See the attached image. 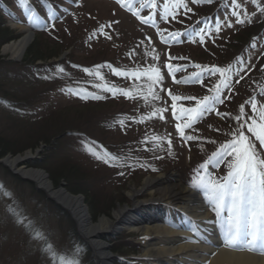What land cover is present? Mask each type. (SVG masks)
Returning <instances> with one entry per match:
<instances>
[{
  "label": "rangeland",
  "instance_id": "1",
  "mask_svg": "<svg viewBox=\"0 0 264 264\" xmlns=\"http://www.w3.org/2000/svg\"><path fill=\"white\" fill-rule=\"evenodd\" d=\"M74 1L75 4L71 5L76 12L74 20L81 25L77 26L80 30L71 31L81 36L80 33L91 30L88 34H91L89 36L93 39L92 43H96L102 40L100 25L111 23L112 28L106 27L108 30L111 29L112 36L115 39L110 43L111 50L114 46L127 45L130 42L134 43L137 50L141 51V49H144L142 50L140 61H142L144 69H149L150 88L145 91L146 94L141 98L134 95L130 104L125 105L130 109H119L120 103L114 101V104H112L114 106H111L112 114L108 115V122L101 125L94 123L93 117L95 115L93 114L97 110H93L91 106H69L66 100H80L81 96H83L80 92L83 91H87L89 94L107 95L106 92H110L106 89L108 85L103 84V82L102 84L100 83L101 79L108 77L107 72L102 67H97L94 70L91 69L89 72H85L84 70L78 71V75L86 76L93 82L80 87L82 91H72L71 94L68 90L64 91L55 98L54 103L52 102L53 100H50L43 103L41 108L38 107L40 112H47L49 108H46V105L52 106V104H57V106L59 105L58 111H64L60 116L61 118H55L48 123H34L27 122L26 120L23 121L18 118V115V117L15 116L18 120H11L13 116V114L9 115L11 107H3L1 99L4 98L10 104L16 102L15 96H12L8 91H10V87L15 89L19 87L13 81L5 79V74L12 68L16 71L20 66L14 67V65H8L0 67V141L7 143L11 149L7 154L0 156V264H33L34 260H38L39 257L41 259L39 263L41 264H58V260H60L61 264H68L67 261L69 260L70 262V259H73L75 263L78 262V264H102L93 243L89 237L87 239L82 234L81 227L78 224V220H76L77 217H75L70 208L67 206L65 208V205L61 201L52 199V195L48 193L47 189L40 186L34 178L28 175L29 173L36 174L42 172L51 182L53 189L63 190L70 198L78 197L82 199L83 205L88 208L91 223L90 228L95 231V239L97 242L105 243L100 252H108L112 259L111 264H119L118 259H115V257L121 258L124 256L117 250L119 246L136 245L138 251L135 256L140 257V253L143 251V244L140 240V231L128 228L117 211L125 206L132 209L137 201L151 200V198L157 197V189L160 186L168 185L169 187V185H172L175 187V190H181L185 186L194 187V185H198L201 182L200 180L204 178L201 173L203 166L211 163L214 159V157L207 156L212 154V143H206L205 139L206 137L209 138L206 133H209L210 130L216 133L218 129H221V125L216 122L217 119L212 118L209 120V118H203L202 120L192 121L190 129L194 131L195 136L198 134L200 138L197 136L196 139L190 140V145L186 146L180 136V132L176 128L175 122H173L170 113H168L171 104L164 97L163 92L165 87L170 86L171 82L163 71V46L158 42L155 32L149 27L143 26L140 21L137 22L126 11L117 8L113 2L107 0ZM173 3L170 0H161L157 18H161V21L162 19L171 20L174 18V14L177 13L176 10L179 7L180 10L185 8L183 4H187V8L192 7L193 0H183V4L181 0H176ZM229 3L236 10L238 17L245 15V17L253 18L264 15V11H262L264 9V0H230ZM19 9H21L19 0H11L10 12L8 13L13 14L15 11L18 12ZM171 12H174V14L170 15ZM0 16V23L7 20L6 27L9 28L13 38L7 44L22 38L31 29L25 21L12 19L8 21L5 16V19H1L2 15ZM117 21L118 23H115ZM72 25L76 26L75 23H72ZM234 25H231L229 28L230 32L235 29ZM58 30L59 32H64L60 35L64 40L71 41L73 39L66 34L67 31L65 32L64 24L59 25ZM93 32H96L95 36H93ZM97 34L99 35L98 37ZM36 36V34L32 36L22 55L25 54L26 49ZM262 37L263 39L255 45L256 47H253L252 53L248 55L250 58L247 61V65L253 63L261 53L264 46V36ZM86 39L88 37L83 40ZM116 41H119V43ZM7 44L3 43L0 46V54L6 61L16 62V60H20L21 58L16 59L11 56V53L4 51V47ZM75 45L73 46L72 44L71 46L73 50L76 49L80 53H78L79 55L88 54L87 50L89 47L78 48L79 46H77L75 48ZM80 46H83V44L81 45L80 43ZM114 54L112 50L110 56ZM160 60L161 62L158 63ZM137 67L140 68V65ZM161 73L166 78L164 85L160 82ZM107 80H111V77ZM114 80L124 81L123 79H117V77H114ZM248 81L251 82L250 80ZM130 84V82H125L127 86ZM132 85L142 90V82L133 80ZM247 85L250 86V83ZM181 88H183V92H186V94L196 93L194 90H189L183 85ZM148 92L152 93L148 96ZM76 94H80V96ZM48 102H52V104ZM259 102L262 108L261 111H264V98ZM65 103L66 105H64ZM19 104L25 105V101L21 100ZM31 104L32 102L27 104L29 106L28 110H32ZM127 111V116L131 115L130 118L129 116H126V118L123 116L126 115ZM243 112H245V117H240L241 112H233V115H227L228 120L230 119L233 123L239 122L241 126L244 124L242 132L253 142L256 138L247 129L255 117L248 106L243 107ZM142 114L145 116L143 117L146 119V122L141 120L142 117L140 116ZM114 115H118L119 117H114ZM133 115L134 117H132ZM23 116H26L28 119L27 115ZM237 116L240 118L237 119ZM138 117V120H132ZM73 121H79L77 127L83 126L81 128L86 129L90 134V139L88 140L73 136L72 132H67L61 138L60 143L65 142L71 146H81L80 149H75L76 153H71L74 155L73 159L70 154H61L55 151V153L50 155L45 148H41L40 144H43L42 139L44 137L50 136L55 131H59L63 126L71 127L73 124L76 127ZM22 122L25 123L23 124ZM256 123L259 124L261 122L259 119H256ZM258 130L260 129L258 128ZM67 134L71 135L68 136ZM169 140H171V144L168 143ZM201 141L206 145H210V148L198 146V143ZM36 142L38 144L34 149L31 145H35ZM100 142L107 144V146L102 148L99 144ZM115 145L116 152L106 151V148H114ZM255 147L258 150L257 146ZM124 148L127 152L123 151ZM261 148L264 150V146H261ZM13 150H15V153H13ZM113 155L117 156V161H119L116 165L110 161L111 159H108V157ZM14 159H18L17 165L23 169V173L11 168L9 160ZM133 161L142 162L143 167L140 166L134 176L128 177L126 176L128 175V165ZM46 165H60L62 171L70 169L72 165L71 171H73V176L81 178L76 184L91 189L93 197H95L94 204L98 205L102 213L98 214L97 218L94 219L90 206L86 204L82 196L83 194L70 193L66 179H61L58 183H55ZM229 165V163L221 165V172H216L218 179L222 178L223 174L221 173H227L231 170ZM159 175H164L163 177L166 178L164 183L154 188L153 192L147 190V188L143 189L147 178H156ZM214 179L208 178L204 181L210 180L217 183L218 180L215 181ZM123 186H126L124 194L119 189L120 187L123 189ZM133 192L136 193L135 198L131 195ZM121 193L123 196H121ZM121 199H124L122 203ZM112 201L116 204L114 208L111 211H108L107 208L103 210ZM59 207L61 210H58ZM103 218L108 220L107 222H109L110 227L106 225L105 229L99 230L96 227ZM72 228L76 230L78 237L86 241V243L81 242V240H74L73 242L70 233ZM67 253L71 255L69 258H66ZM95 253L98 254L99 258L93 256L94 259H91L92 254L95 255ZM60 254L62 255L60 256ZM23 257L26 259L23 260ZM125 259L132 261V264H147L143 263L146 261L138 259L132 260L127 257ZM103 260H105V257H103ZM120 264L126 263L121 262Z\"/></svg>",
  "mask_w": 264,
  "mask_h": 264
},
{
  "label": "bare ground",
  "instance_id": "2",
  "mask_svg": "<svg viewBox=\"0 0 264 264\" xmlns=\"http://www.w3.org/2000/svg\"><path fill=\"white\" fill-rule=\"evenodd\" d=\"M32 36L33 33L28 31L22 38L7 44L4 51L19 58ZM17 162L18 159L9 160L11 168L23 173ZM28 175L46 188L52 199L61 201L65 207L70 208L77 217L82 234L86 238L89 237L93 243L102 264H111L110 254L106 251L100 252L105 243L95 239V231L90 228L88 208L83 205L82 199L70 198L63 190L53 189L51 182L42 172ZM163 176L147 178L143 189L147 188L153 192L154 188L166 181ZM174 188L172 185L160 186L157 189V197L137 201L132 209L125 206L117 211L128 228L140 231L143 244L141 258L149 260V264H264V251L242 252L239 251L243 247L242 244L232 248L224 246L222 235L227 228V206L221 217L212 219L208 206L214 208V201L203 187L197 186L194 189L185 186L181 190ZM131 195L135 198L136 193ZM161 210L164 211L163 215L159 213ZM107 221L101 219L96 228L105 229L106 225L109 226Z\"/></svg>",
  "mask_w": 264,
  "mask_h": 264
},
{
  "label": "snow or ice",
  "instance_id": "3",
  "mask_svg": "<svg viewBox=\"0 0 264 264\" xmlns=\"http://www.w3.org/2000/svg\"><path fill=\"white\" fill-rule=\"evenodd\" d=\"M117 2L121 7L132 11L143 23H148L150 18L142 16L138 9H134L135 0H117ZM195 2L200 3L202 0H195ZM207 2L210 3L211 0H207ZM148 3H151V0H142L140 7H146ZM181 3L183 4V0H181ZM19 4L24 8L25 0H19ZM183 7L187 8V4H183ZM188 11H191V9L189 8ZM233 15L236 14L233 13ZM30 22L38 23L39 18L30 16ZM115 23H118V21ZM105 27H111V25H100V30ZM228 27H231V24H228ZM219 31L220 27L217 26V32ZM95 35L96 32H93V36ZM173 35L178 36L179 33H174ZM196 35L200 37V42L203 43L204 35L202 32H198ZM107 38L111 39V36ZM97 67H103V65H98ZM167 67L171 70L173 65L168 64ZM176 70L178 71L179 68ZM60 71L63 72L64 69L61 68ZM84 71L89 72L90 70L85 68ZM215 71L223 75L225 70L217 68ZM117 74L127 75V73L119 72ZM97 75L99 74L97 73ZM226 79L225 77L221 83L228 87ZM107 91L111 92L113 90L108 88ZM216 91H220L219 85H217ZM124 95L127 96L128 93L124 92ZM94 98L101 99L98 95ZM176 99H179V97L173 96V100ZM189 99L193 98L189 97ZM209 99L210 97L206 96L198 107L182 109V112L188 114V123L184 127H191L192 121L198 119L204 112L211 110L207 106ZM215 99L220 100V97L217 96ZM221 103H223L222 100ZM172 107L175 108L176 105L173 104ZM251 108L256 111L258 108L257 103L253 102ZM241 110H243V106H241ZM217 114L219 115L220 113ZM239 118L237 116V119ZM257 118L261 123H256ZM257 118H253L247 130L255 136L261 146H264V111H259ZM180 127L179 124L176 125L177 130H180ZM180 136L182 138L185 136L183 131H180ZM187 139L193 140L196 137L187 136ZM168 143L171 144V140ZM224 149L226 154L235 157L234 161L229 165L232 171L228 173L225 182L216 183L209 180L196 186L203 187L209 193L210 199L214 201L213 211L217 215L223 210L227 198V228L224 232L223 240L225 247L232 248L242 243L249 251H255L257 250V241L259 239L261 241L260 248L264 251V158L260 156L253 142L242 131H238L236 139L226 144Z\"/></svg>",
  "mask_w": 264,
  "mask_h": 264
},
{
  "label": "trees",
  "instance_id": "4",
  "mask_svg": "<svg viewBox=\"0 0 264 264\" xmlns=\"http://www.w3.org/2000/svg\"><path fill=\"white\" fill-rule=\"evenodd\" d=\"M1 17V16H0ZM3 19V18H1ZM258 26H252L250 28H248L247 30H243L242 33L238 34L236 37V41L233 40L234 42H232V40L230 41L229 46H231V48L233 49H239L242 48L246 41L248 40L250 34H254L257 31ZM36 38H34V41L28 46L25 56L23 58V62L26 63H36L37 60H48L51 59L52 57H55L56 55L58 56V54H60L62 51H64V49H66V46H64L62 43H60L59 41H56L55 39L46 36L45 34H36ZM13 38L11 36V32L9 30L8 27L5 26V22H1L0 23V46L3 43H7L9 41H11ZM201 54H203L204 56L206 54H204V52L201 50ZM2 56L0 55V58ZM110 107V106H109ZM104 109V108H103ZM101 109V111L103 110ZM58 111V110H57ZM54 111L53 113H50L47 117H45L42 123H48L51 122L52 120H54L55 118H61L60 116L62 115V113L64 111ZM99 110V112H101ZM98 111L95 112L96 114L99 113ZM93 115H96V114ZM78 114V113H77ZM74 115V114H71ZM76 115V114H75ZM60 120V119H59ZM75 124H77L79 121H73ZM72 122V123H73ZM74 128L70 126H63V128H61L59 131H55L53 132L50 136H46L42 139V141L49 145L52 144V139L54 137H56L58 134L64 132L65 130ZM77 128V127H75ZM78 129V128H77ZM41 140V139H40ZM38 142H36V144L33 146L31 145V147L35 148L37 146ZM52 146V145H51ZM11 149L9 148L8 144L0 141V156H3L5 154H7L8 152H10ZM13 153H15V150H13ZM53 153V148L51 147V150H49L48 154H52ZM47 156V155H46ZM49 157V156H48ZM47 159V158H46ZM43 164V163H42ZM41 166V163H40ZM46 168L48 169V172L50 173L51 178L54 180L55 183H58L61 179H66V182H68V190L72 193H82L85 196V199L88 204V206H90V211L93 213V218L96 219L97 215L102 213L98 208V205L94 204V198L93 194L91 192V189H88L86 187H82L81 185L76 184L78 181L81 180V178H78L77 176H73V171H71L72 169V165L70 167V169L64 170L62 171L60 169V165H46ZM124 188L122 189V187H120L119 189L122 191V193L124 192V190L126 189V186H123ZM121 193V196H123V194ZM124 201V199H121V203ZM115 202L112 201L110 204H108V206L104 207L103 210H106V208L108 209V211H111L114 206H115ZM104 213V212H103ZM119 253L121 254H130L132 252H134V249H129V248H125L124 246H119L118 249Z\"/></svg>",
  "mask_w": 264,
  "mask_h": 264
}]
</instances>
